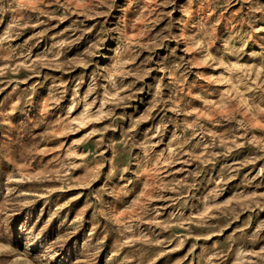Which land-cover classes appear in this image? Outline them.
Here are the masks:
<instances>
[{"label":"rangeland","instance_id":"obj_1","mask_svg":"<svg viewBox=\"0 0 264 264\" xmlns=\"http://www.w3.org/2000/svg\"><path fill=\"white\" fill-rule=\"evenodd\" d=\"M0 264H264V0H0Z\"/></svg>","mask_w":264,"mask_h":264}]
</instances>
